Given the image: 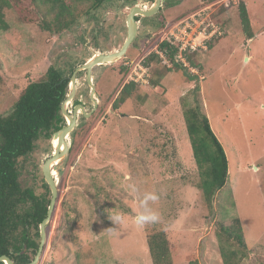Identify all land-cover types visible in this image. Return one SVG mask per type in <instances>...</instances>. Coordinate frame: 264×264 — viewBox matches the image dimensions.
Wrapping results in <instances>:
<instances>
[{"label": "rangeland", "instance_id": "1", "mask_svg": "<svg viewBox=\"0 0 264 264\" xmlns=\"http://www.w3.org/2000/svg\"><path fill=\"white\" fill-rule=\"evenodd\" d=\"M63 1L68 11L62 20L71 22L63 28L57 26V9L49 11L45 2L11 0L13 6L5 8L0 116L13 109L21 91L43 77L49 66L69 77L95 54L123 45L135 3L106 0L91 8V0ZM166 1L155 15L137 16L138 35L125 57L92 70L98 106L88 117L79 112L78 126L67 138L69 152L53 168L59 194L38 264H153L146 232L152 224H135L143 210L139 202L147 193L159 197L149 206L166 230L172 264H224L218 229L236 218L250 249L240 264H264V0ZM241 2L248 9L252 39L239 15ZM137 3L151 7V2ZM19 11L31 14L33 21H20ZM191 17L220 28L212 47L198 49L191 56L196 65L188 62L183 68H172L166 57L151 61L148 82H138L127 100L113 109L128 84L126 63L157 45L152 33ZM90 92L86 71L78 73L80 95L75 98L87 112L94 107ZM185 104L204 109L229 159L228 181L212 209L199 187ZM52 151V139L41 133L33 151L18 159L23 187L47 192L42 167ZM97 184L105 188L99 201L94 195ZM98 202L108 203L111 210H100ZM114 214L124 216L123 226L112 222ZM108 228L115 230L109 233Z\"/></svg>", "mask_w": 264, "mask_h": 264}, {"label": "trees", "instance_id": "2", "mask_svg": "<svg viewBox=\"0 0 264 264\" xmlns=\"http://www.w3.org/2000/svg\"><path fill=\"white\" fill-rule=\"evenodd\" d=\"M38 0H29L35 5ZM45 2L49 11L57 9L58 27H68L70 21L62 20L68 11V5L63 0H39ZM92 7H98L106 0H91ZM130 3L136 0H127ZM146 1V0H144ZM168 3V0L166 1ZM15 5V4H14ZM13 6L11 0H0V27L6 29L8 23L4 10ZM239 15L243 28L249 39L253 38L248 9L244 2L239 5ZM18 17L22 22H32L31 14L24 16L21 11ZM139 20L140 18H136ZM213 42L210 43L212 47ZM165 57L171 62L172 68H183V63L176 61L177 48L168 42L159 45ZM195 52H185L188 62L196 65L192 59ZM158 60L161 56L152 53L146 59V64ZM171 68V67H169ZM171 70V69H169ZM2 77L0 75V82ZM70 83V76H65L56 66L51 65L40 79L30 82L20 93L13 109L0 116V257L9 256L15 264L31 262L41 241L39 226L47 216L50 203V188L44 182L47 192L38 194L31 187H23L19 180L18 159L31 153L35 141L41 133L52 139L53 134L66 125L61 106L65 100ZM137 83L131 82L122 88L121 95L112 104L117 109L135 88ZM184 121L190 138L193 156L200 177L199 187L206 202L212 209L217 193L222 189L229 176V159L227 152L211 125L204 109L196 104H185ZM52 153V152H51ZM95 198L104 199L105 188L97 184ZM122 208L133 213L130 207ZM100 210L110 211L108 203H100ZM111 214L110 212L106 213ZM107 222L109 218L107 217ZM148 248L153 264H172V251L166 230L159 223L146 228ZM220 253L224 264H240L247 257L250 249L241 230V220L234 219L227 225L220 223L218 229ZM0 264H5L3 261ZM191 264H198L193 261Z\"/></svg>", "mask_w": 264, "mask_h": 264}, {"label": "water", "instance_id": "3", "mask_svg": "<svg viewBox=\"0 0 264 264\" xmlns=\"http://www.w3.org/2000/svg\"><path fill=\"white\" fill-rule=\"evenodd\" d=\"M136 0L134 5L130 8L129 14L127 16V38L121 48L111 53H99L92 56L86 63L81 66L76 67L73 71L72 75L70 76V87L68 88V93L65 100L61 106V112L64 118L66 119L67 123L61 129L56 131L53 134V138L58 139V143L56 146H53L52 155L45 161L42 172L45 179V182L48 184L51 190V199L47 211V216L44 218L42 223L39 226L41 241L39 244V249L34 257V259L26 264H38L40 262L42 253L46 247V243L48 240L47 235V224L50 222L52 217L59 190H58V183L53 176L52 173V166L54 162L61 161L69 152L70 143L67 141V138L71 136L78 126V116L79 112L82 113L84 117L90 116L94 110H96L98 106V101L95 97L96 88L92 81V70L95 66H102L107 63H111L121 58L125 57L129 47L132 43L136 40L138 35V22L136 20V16L142 15L143 17H150L155 15L159 9L162 7L163 0H146L147 2H152L151 7L148 9H144L143 7L139 6ZM86 70V80L88 85L91 88L90 98L94 103V109L91 112H87L86 108L83 103H78L74 106L73 112H70L69 105L72 106V101H75V96L77 94V81H78V73L80 71ZM71 103V104H70ZM80 109V110H79ZM63 147V148H62ZM61 173V171H59ZM4 262L5 264H15L14 261L7 255H3L0 257V263Z\"/></svg>", "mask_w": 264, "mask_h": 264}, {"label": "built area", "instance_id": "4", "mask_svg": "<svg viewBox=\"0 0 264 264\" xmlns=\"http://www.w3.org/2000/svg\"><path fill=\"white\" fill-rule=\"evenodd\" d=\"M145 8L147 7L145 6ZM221 32L219 27L216 29L204 21L191 17L189 20H179L174 25L162 28L158 33H152V41L157 40V45L147 53L141 54L138 59L126 63V66L130 67L126 74L128 83L148 82V78L151 76V68L150 65L146 64V59L154 52L159 54L161 58H165L164 51L159 48L161 43L168 42L174 45L177 48L175 60L188 66L184 53L197 52L201 48L207 50L212 42L211 40L221 35ZM148 43H150V40H148Z\"/></svg>", "mask_w": 264, "mask_h": 264}, {"label": "clouds", "instance_id": "5", "mask_svg": "<svg viewBox=\"0 0 264 264\" xmlns=\"http://www.w3.org/2000/svg\"><path fill=\"white\" fill-rule=\"evenodd\" d=\"M158 199L159 197L155 193H147L144 196V199L139 202V206L143 210L135 216V224L137 227L144 228L148 225L156 224L160 221L159 213L155 211L151 206H149V201L151 203H155ZM109 218L115 225L123 226L125 224V218L121 214H114L111 215ZM114 230V228H108L109 233L113 232Z\"/></svg>", "mask_w": 264, "mask_h": 264}, {"label": "flooded vegetation", "instance_id": "6", "mask_svg": "<svg viewBox=\"0 0 264 264\" xmlns=\"http://www.w3.org/2000/svg\"><path fill=\"white\" fill-rule=\"evenodd\" d=\"M134 2H132V4H133ZM151 4H153L152 2H151ZM134 5V4H133ZM136 18H138L137 16H136ZM137 20V19H136ZM137 22L139 23V20H137ZM127 27H128V23H127ZM126 38H127V36H126ZM126 38H125V40H126ZM125 40H124V42H125ZM121 48V47H120ZM130 48V47H129ZM84 72L86 71V70H83ZM83 71H80V72H83ZM79 72V73H80ZM86 75H87V71H86ZM78 76V75H77ZM92 81H93V77H92ZM91 93V92H90ZM78 96L80 95L79 93L77 94ZM88 99L89 100H91V98H90V94L88 95ZM92 101V100H91ZM75 104L74 105H72L73 106V109H74V106L76 105V104H78V103H81V101H80V98L79 97H76L75 98ZM84 104V103H83ZM95 107V106H94ZM94 107H93V109H94ZM73 109H71L70 110V112L72 113L73 112ZM97 109V108H96ZM67 122V121H66ZM56 165L54 164L53 165V168L55 167ZM53 168H52V171L54 172V170H53ZM53 175H54V173H53ZM55 177V176H54Z\"/></svg>", "mask_w": 264, "mask_h": 264}, {"label": "bare ground", "instance_id": "7", "mask_svg": "<svg viewBox=\"0 0 264 264\" xmlns=\"http://www.w3.org/2000/svg\"><path fill=\"white\" fill-rule=\"evenodd\" d=\"M70 137V136H69ZM68 140V139H67ZM57 143H58V139H56V138H52V145L53 146H56L57 145ZM63 148V147H62ZM60 163V161H56V162H54V164L55 165H57V164H59ZM53 164V165H54ZM52 168H53V166H52ZM52 173H53V171H52ZM54 176V175H53ZM55 178V177H54ZM57 182V181H56Z\"/></svg>", "mask_w": 264, "mask_h": 264}]
</instances>
